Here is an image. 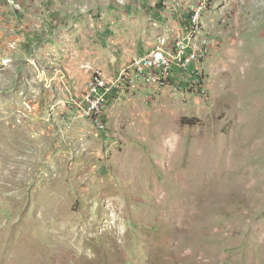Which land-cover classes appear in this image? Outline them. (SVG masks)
<instances>
[{"label": "rangeland", "instance_id": "obj_1", "mask_svg": "<svg viewBox=\"0 0 264 264\" xmlns=\"http://www.w3.org/2000/svg\"><path fill=\"white\" fill-rule=\"evenodd\" d=\"M198 6L206 57L124 80ZM0 264H264V0H0Z\"/></svg>", "mask_w": 264, "mask_h": 264}, {"label": "built area", "instance_id": "obj_2", "mask_svg": "<svg viewBox=\"0 0 264 264\" xmlns=\"http://www.w3.org/2000/svg\"><path fill=\"white\" fill-rule=\"evenodd\" d=\"M203 10V6H198L191 14L187 38L182 37L170 46H153L142 55L134 57L127 68L124 80L130 78L131 82L142 81L162 87L172 82L178 70H187L191 64L201 62L207 55V45L194 44L190 35L198 32L202 27ZM113 86L114 82L108 80L101 71L96 70L82 97L75 102L78 111L99 122L105 112Z\"/></svg>", "mask_w": 264, "mask_h": 264}, {"label": "crops", "instance_id": "obj_3", "mask_svg": "<svg viewBox=\"0 0 264 264\" xmlns=\"http://www.w3.org/2000/svg\"><path fill=\"white\" fill-rule=\"evenodd\" d=\"M151 47H153V46H148V47H146V49H144L142 52L134 54V55L132 56V58L130 59V62L132 61V59H133L134 57L139 56V55H142L143 53H145L146 51H148Z\"/></svg>", "mask_w": 264, "mask_h": 264}]
</instances>
